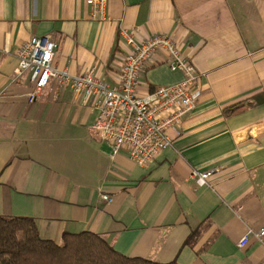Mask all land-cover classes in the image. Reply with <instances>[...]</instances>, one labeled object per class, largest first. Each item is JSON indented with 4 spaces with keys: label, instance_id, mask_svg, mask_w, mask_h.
I'll list each match as a JSON object with an SVG mask.
<instances>
[{
    "label": "crops",
    "instance_id": "obj_1",
    "mask_svg": "<svg viewBox=\"0 0 264 264\" xmlns=\"http://www.w3.org/2000/svg\"><path fill=\"white\" fill-rule=\"evenodd\" d=\"M166 35L198 76L200 96L172 146L146 167L111 155L92 126L95 99L50 82L33 102L15 55L33 37L52 66L119 81L125 36ZM158 53L138 94L180 83ZM249 106L230 115L226 108ZM213 170L198 187L192 171ZM102 195L112 199L103 201ZM0 216L33 220L41 239L91 233L118 254L156 263L264 264V0H0Z\"/></svg>",
    "mask_w": 264,
    "mask_h": 264
},
{
    "label": "built area",
    "instance_id": "obj_2",
    "mask_svg": "<svg viewBox=\"0 0 264 264\" xmlns=\"http://www.w3.org/2000/svg\"><path fill=\"white\" fill-rule=\"evenodd\" d=\"M94 13L103 16L106 0H86ZM130 52L126 55L116 86H110L98 78L94 71L80 76L70 75L66 70L52 66L57 46L42 37H33L23 43L17 51V75L30 73L32 91L28 101L33 102L50 83L69 88L76 95L93 97L97 111L92 126L101 141L107 144L111 155L126 151L129 159L139 167H145L163 150L172 146L169 131L178 127L192 112L199 92L194 89L195 69L189 59L181 55L172 38L166 35L147 37L137 43L125 36ZM158 53L170 58L169 69L180 71L183 80L173 86L158 87L144 95L138 94V84L144 66ZM213 170L192 171L190 179L198 187L210 186L208 179ZM108 203L112 199L102 195ZM264 228L248 229L238 241L237 247L244 248L253 237L261 242Z\"/></svg>",
    "mask_w": 264,
    "mask_h": 264
},
{
    "label": "trees",
    "instance_id": "obj_3",
    "mask_svg": "<svg viewBox=\"0 0 264 264\" xmlns=\"http://www.w3.org/2000/svg\"><path fill=\"white\" fill-rule=\"evenodd\" d=\"M247 106L249 103L226 108L224 115L237 113ZM0 264L163 263L124 257L115 252L102 238L87 232L64 233L60 244H55L40 238L33 220L0 216Z\"/></svg>",
    "mask_w": 264,
    "mask_h": 264
},
{
    "label": "rangeland",
    "instance_id": "obj_4",
    "mask_svg": "<svg viewBox=\"0 0 264 264\" xmlns=\"http://www.w3.org/2000/svg\"><path fill=\"white\" fill-rule=\"evenodd\" d=\"M155 36H156V35H155ZM145 38H146V37L143 36V38H141V40H139V41H136V40H134L133 38H132V39H133L134 41H136L137 43H138V42L141 43ZM129 52H130V51H129ZM129 52H128V53H129ZM180 52H181V51H180ZM151 60H153V58H152ZM189 61H190V60H189ZM123 62H124V61H123ZM122 65H123V64H122ZM194 69H195V68H194ZM195 73H196V72H195ZM195 76H196V82H195V85H194V89H195L197 92H199V96H200V93H201V92H200V88H199V84H198V76H197V74H195ZM140 77H141V75H140ZM139 80H140V79H139ZM149 92H150V91H149ZM198 98H199V97H198ZM194 108H195V107H194ZM193 110H194V109H193ZM193 110H192V111H193ZM188 115H189V114H188ZM188 115H187V116H188ZM187 116H186V117H187ZM186 117H185V118H186ZM183 120H184V119H183ZM182 123H183V121L180 123V125H179L178 127H175V129L179 128V127L182 125ZM173 130H174V129H173ZM171 143H172V139H171ZM150 163H151V162H150ZM150 163H149V164H150ZM149 164H148V165H149ZM148 165H147V166H148ZM136 166H137V165H136ZM145 167H146V166H145Z\"/></svg>",
    "mask_w": 264,
    "mask_h": 264
}]
</instances>
